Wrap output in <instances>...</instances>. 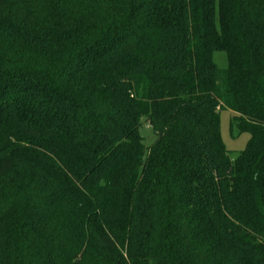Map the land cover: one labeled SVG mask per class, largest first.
I'll list each match as a JSON object with an SVG mask.
<instances>
[{"label": "trees", "instance_id": "16d2710c", "mask_svg": "<svg viewBox=\"0 0 264 264\" xmlns=\"http://www.w3.org/2000/svg\"><path fill=\"white\" fill-rule=\"evenodd\" d=\"M0 264H264V0H0Z\"/></svg>", "mask_w": 264, "mask_h": 264}, {"label": "rangeland", "instance_id": "374dc122", "mask_svg": "<svg viewBox=\"0 0 264 264\" xmlns=\"http://www.w3.org/2000/svg\"><path fill=\"white\" fill-rule=\"evenodd\" d=\"M213 62L219 68H225L227 65V57L224 52L213 53ZM233 112L230 110H223L220 112V136L221 140L228 151V155L234 158L240 151L244 150L250 135L248 133H242L237 137H231L229 134V120ZM140 136L143 138V144L146 147L152 145L155 140V135L145 120H142V125L139 129Z\"/></svg>", "mask_w": 264, "mask_h": 264}]
</instances>
